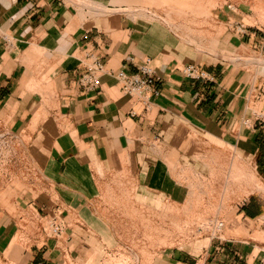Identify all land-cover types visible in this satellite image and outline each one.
Listing matches in <instances>:
<instances>
[{
	"label": "crops",
	"instance_id": "obj_1",
	"mask_svg": "<svg viewBox=\"0 0 264 264\" xmlns=\"http://www.w3.org/2000/svg\"><path fill=\"white\" fill-rule=\"evenodd\" d=\"M231 1L0 0V135L8 141L3 149L13 152L0 182L5 264L104 263L105 249L124 245L116 235L119 211L107 199L131 187L133 197L179 205L187 196H177L171 155L179 164L198 139L233 148L264 184V122L242 124L254 121L253 109L264 113V74L203 56L183 41L186 30L174 31L165 19L192 16L186 8L195 6L198 23L208 7L214 27L225 26L213 36L216 46L230 55L253 50L264 71L263 31L228 30L230 21L244 23L231 17ZM84 50L105 64L93 92L78 85ZM145 57L159 78L147 107L123 94L112 74L135 72ZM188 64L212 80L186 78L181 70ZM234 208L222 235L201 252L163 251L160 264H264V194L250 193ZM54 216L63 221L56 238Z\"/></svg>",
	"mask_w": 264,
	"mask_h": 264
},
{
	"label": "rangeland",
	"instance_id": "obj_2",
	"mask_svg": "<svg viewBox=\"0 0 264 264\" xmlns=\"http://www.w3.org/2000/svg\"><path fill=\"white\" fill-rule=\"evenodd\" d=\"M231 2V5L233 4L231 8L236 12L232 11L231 17L243 19L246 26L260 29L264 34V12H259L258 9L263 7L264 11V0ZM219 4L222 6L223 3ZM163 8L170 9V14L178 9ZM186 9L192 11V16L187 15V18H183V15H178L180 18H165L174 31L186 30L183 41L195 46L203 56L207 55L215 61H235L241 66L245 63L256 74L260 72L264 74L260 68L262 58L253 50L242 48L239 54L230 55L216 46L217 42L213 36L217 30L221 32L225 26L214 27L215 24L209 19L208 7L204 6L199 13L202 21L198 23L193 21L194 12L197 10L195 6H187ZM178 20H181L180 24L177 23ZM182 20H186V24ZM200 26L203 28L198 29ZM253 111L255 116L264 118V113L259 108ZM195 142L196 144L192 143L194 148L189 149L187 154L181 157L182 161L179 164L174 160L177 154L171 155L170 166L179 182L177 196L179 193L187 196L179 205L163 204V201L150 202L145 195L133 197L137 191L131 187L118 193L121 197L107 199L106 202L111 205L109 207L119 211V215L115 217L121 230L118 228L116 235L121 238L124 245L105 249L107 250H104L105 262L102 264H134L136 261L138 264H160V255L163 251L201 252L213 233L217 236L222 235L227 222L232 218L237 202L250 193L264 194V184L257 181L248 161L241 158L233 148L202 139ZM12 153L7 148L4 150L0 148V182L2 176L4 177L9 170L5 156ZM5 177L8 179L9 175ZM4 183L7 185V182ZM216 221H222L224 224L217 232L213 226ZM258 237L259 242L264 241V238ZM0 264H5L3 256H0Z\"/></svg>",
	"mask_w": 264,
	"mask_h": 264
},
{
	"label": "built area",
	"instance_id": "obj_3",
	"mask_svg": "<svg viewBox=\"0 0 264 264\" xmlns=\"http://www.w3.org/2000/svg\"><path fill=\"white\" fill-rule=\"evenodd\" d=\"M231 9V8H230ZM228 29L236 35L244 36L247 33L248 27L242 22H228ZM1 39L8 47L12 46V43L7 35H2ZM84 58L86 63L82 69L79 78L78 85L81 89L87 92L96 91L100 88V78L106 73L105 64L102 57L92 50H84ZM134 63L133 60L130 61ZM135 67V72L128 73L124 69H119L115 73H112L120 84L123 94L128 96H136L139 101L147 107L153 96L157 95L156 84L159 81L154 66L152 65V59L145 57L140 60ZM182 74L191 80H208L211 81L212 77L203 70H200L198 66L194 64L185 65L182 68ZM263 118L255 116L254 122L245 120L242 122L244 126H252L256 128L262 125ZM8 143L5 140V136L0 135V148L3 149ZM4 150V149H3ZM222 221H216L214 228L220 231L223 228ZM50 235L52 237H60L63 234V221L57 217H53L50 220ZM210 237L215 238L217 235L213 233Z\"/></svg>",
	"mask_w": 264,
	"mask_h": 264
}]
</instances>
